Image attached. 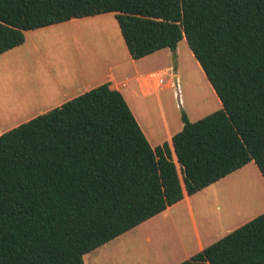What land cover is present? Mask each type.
Returning a JSON list of instances; mask_svg holds the SVG:
<instances>
[{
	"label": "trees",
	"instance_id": "obj_1",
	"mask_svg": "<svg viewBox=\"0 0 264 264\" xmlns=\"http://www.w3.org/2000/svg\"><path fill=\"white\" fill-rule=\"evenodd\" d=\"M108 13L135 60L186 39L222 109L183 112L174 151L154 149L106 83L2 134L0 264H85L251 162L264 178V0H0V55L29 31ZM181 264H264V213Z\"/></svg>",
	"mask_w": 264,
	"mask_h": 264
},
{
	"label": "crops",
	"instance_id": "obj_2",
	"mask_svg": "<svg viewBox=\"0 0 264 264\" xmlns=\"http://www.w3.org/2000/svg\"><path fill=\"white\" fill-rule=\"evenodd\" d=\"M59 32L69 34L70 47L64 50L66 57L60 52L63 48L53 43L61 40ZM183 41L176 53L163 49L135 60L114 13L73 19L27 32L23 45L0 55V136L108 83L111 89L123 94L151 146L155 149L169 143L174 151L173 137L182 130L183 124L177 126L179 129H172L166 118L162 123L157 122L151 110L153 106L162 105L163 90L173 89V85L159 84L154 76L156 72L175 71L173 84L179 79L181 85L179 59ZM82 44L87 48L85 54L79 53L78 45L82 47ZM191 55L195 58L193 53ZM151 58L156 62L164 60V65L159 69L141 70L139 65ZM196 66L203 71L198 62ZM207 85L221 103L211 83ZM191 197L186 195L182 202L154 218L161 215L168 218L177 207H187ZM201 244L200 241L199 249L191 256L207 248Z\"/></svg>",
	"mask_w": 264,
	"mask_h": 264
},
{
	"label": "rangeland",
	"instance_id": "obj_3",
	"mask_svg": "<svg viewBox=\"0 0 264 264\" xmlns=\"http://www.w3.org/2000/svg\"><path fill=\"white\" fill-rule=\"evenodd\" d=\"M59 33L61 40L53 43L63 48L60 52L66 57L64 50L70 47L69 34ZM79 46V53L85 54L86 46ZM180 46L179 74L183 103L177 99V89H167L161 93L162 105L153 106L151 110L157 122L162 123L166 118L172 129H179L177 126L183 124V112L191 122H197L222 109V103L213 97L208 88L207 77L196 66L198 61L191 57L186 39ZM153 60L146 59L139 68L159 69L165 62ZM156 74L161 76L156 77L158 81L161 78L164 80L163 84H159L173 85L175 71ZM191 198L187 207H177L168 218L158 216L87 254L85 264H181L199 249L200 241L201 245L209 247L264 213V178L256 164L251 162Z\"/></svg>",
	"mask_w": 264,
	"mask_h": 264
},
{
	"label": "built area",
	"instance_id": "obj_4",
	"mask_svg": "<svg viewBox=\"0 0 264 264\" xmlns=\"http://www.w3.org/2000/svg\"><path fill=\"white\" fill-rule=\"evenodd\" d=\"M154 76H155V77H161V76H159V74H154ZM160 83H161V84L164 83V80H163L162 78L160 79ZM173 88H174V89H177L176 96H177L178 101L180 100V102L183 103V97H182L181 85H180L178 79H177V82L173 84Z\"/></svg>",
	"mask_w": 264,
	"mask_h": 264
},
{
	"label": "bare ground",
	"instance_id": "obj_5",
	"mask_svg": "<svg viewBox=\"0 0 264 264\" xmlns=\"http://www.w3.org/2000/svg\"><path fill=\"white\" fill-rule=\"evenodd\" d=\"M179 80V79H178Z\"/></svg>",
	"mask_w": 264,
	"mask_h": 264
}]
</instances>
